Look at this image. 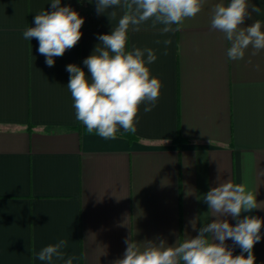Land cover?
<instances>
[{
  "label": "crops",
  "instance_id": "crops-1",
  "mask_svg": "<svg viewBox=\"0 0 264 264\" xmlns=\"http://www.w3.org/2000/svg\"><path fill=\"white\" fill-rule=\"evenodd\" d=\"M220 2L208 0L176 32L162 34L164 26L151 21L138 32L130 27L127 50L155 51L147 66L162 87L151 112L140 106L134 134L120 129L106 140L76 119L66 67L75 64L91 79L83 61L125 9L98 13L96 0H61L84 19L82 37L49 67L38 40L23 32L53 10L51 0H0V264H48L33 253L61 239L68 241L64 260L52 264L70 256L73 264H115L129 238L141 248L161 240L174 246L216 219L204 201L208 191L245 176L259 208L240 218L264 220V50L227 57L230 42L211 28ZM248 3L260 11L242 27L258 20L264 31V0ZM260 234L255 264H264V226ZM225 244L241 254L231 239Z\"/></svg>",
  "mask_w": 264,
  "mask_h": 264
},
{
  "label": "clouds",
  "instance_id": "clouds-1",
  "mask_svg": "<svg viewBox=\"0 0 264 264\" xmlns=\"http://www.w3.org/2000/svg\"><path fill=\"white\" fill-rule=\"evenodd\" d=\"M207 2L96 0L98 13L118 6H122L125 12L111 34L98 36L102 44L83 61L91 79L75 64L66 67L70 73L67 88L74 100L76 119L85 126L87 133H95L106 140H115L120 129L134 134L140 106L145 105V113L151 112L159 99L162 84L151 75L147 66L156 61V53L151 48L127 50L130 27L138 32L142 24L151 21L153 28L164 26L160 29L162 34L176 32L186 19L195 18ZM60 5L61 0H51L53 10L41 11L34 18L35 27L23 32L25 40H38V51L46 57L49 67L54 66V57L63 56L82 37L84 19L70 6ZM211 11V28L224 33L225 39L230 42L227 49L230 60L244 59L250 47L253 56L264 50L261 22L257 20L250 26L242 27L246 18L260 11L257 6L252 5L249 11L248 0H230L227 5L221 0ZM115 16L116 12L112 11L110 17ZM163 43L167 46L172 41L167 39ZM163 54L167 55L166 48ZM256 67L259 69V65ZM209 143L212 144V141ZM204 201L216 219L200 228L197 236L182 241L178 239L174 246H168L163 240L158 244L146 241L143 248L129 238L125 241L127 247L123 258L115 264H255L253 248L262 238L260 233L264 220L255 216L240 218L242 213L259 208L256 194L247 188L246 176L245 183H220L204 195ZM224 216L233 217L235 226L221 219ZM190 223L195 230V221ZM229 239L241 248L240 255H233L225 244ZM67 244V240L61 239L43 247L38 253L34 252L33 256L48 264H52L54 258L64 260L61 250ZM75 259L70 256L64 264H73Z\"/></svg>",
  "mask_w": 264,
  "mask_h": 264
}]
</instances>
